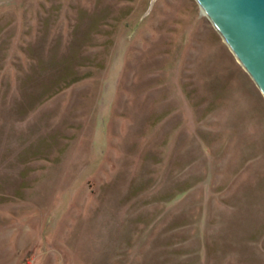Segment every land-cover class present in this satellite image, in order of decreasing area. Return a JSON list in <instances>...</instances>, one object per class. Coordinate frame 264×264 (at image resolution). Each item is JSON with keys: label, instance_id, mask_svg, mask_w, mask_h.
Here are the masks:
<instances>
[{"label": "rangeland", "instance_id": "obj_1", "mask_svg": "<svg viewBox=\"0 0 264 264\" xmlns=\"http://www.w3.org/2000/svg\"><path fill=\"white\" fill-rule=\"evenodd\" d=\"M0 264H264V94L197 0H0Z\"/></svg>", "mask_w": 264, "mask_h": 264}, {"label": "water", "instance_id": "obj_2", "mask_svg": "<svg viewBox=\"0 0 264 264\" xmlns=\"http://www.w3.org/2000/svg\"><path fill=\"white\" fill-rule=\"evenodd\" d=\"M264 94V0H197Z\"/></svg>", "mask_w": 264, "mask_h": 264}]
</instances>
